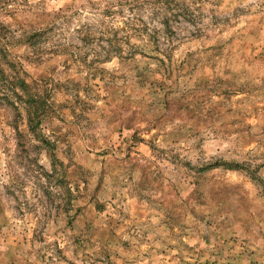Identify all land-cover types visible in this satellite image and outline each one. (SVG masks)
Wrapping results in <instances>:
<instances>
[{
  "label": "rangeland",
  "instance_id": "374dc122",
  "mask_svg": "<svg viewBox=\"0 0 264 264\" xmlns=\"http://www.w3.org/2000/svg\"><path fill=\"white\" fill-rule=\"evenodd\" d=\"M184 1L0 0V264H264V0Z\"/></svg>",
  "mask_w": 264,
  "mask_h": 264
},
{
  "label": "trees",
  "instance_id": "16d2710c",
  "mask_svg": "<svg viewBox=\"0 0 264 264\" xmlns=\"http://www.w3.org/2000/svg\"><path fill=\"white\" fill-rule=\"evenodd\" d=\"M129 5V14L123 20V25L121 27H109L108 31H114L115 40L111 39L110 41L115 46H112L110 50L117 51L121 49L120 45H118L119 41L126 40L129 41L132 35H145L149 40L152 38L157 39L159 41V33L161 29L156 26L155 23H152L150 26L149 23L143 20L142 17H139L135 14L136 9L143 8L145 6L154 7L157 9V12L163 13V19L161 20L162 24L166 26V34L171 35L174 33V30L171 28L172 22L174 20L180 19V17H184L187 21L195 22L200 18V15H197L195 10H193L184 0H118L117 5L120 6L121 9H116L115 4L109 2L106 9L103 11V15H113L115 13H120L125 16V12L122 9L123 6ZM123 32L122 37H118V32ZM165 39H168L166 37ZM118 45V47H117Z\"/></svg>",
  "mask_w": 264,
  "mask_h": 264
}]
</instances>
